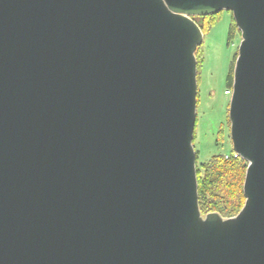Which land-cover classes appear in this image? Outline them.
I'll return each instance as SVG.
<instances>
[{
  "label": "water",
  "instance_id": "95a60500",
  "mask_svg": "<svg viewBox=\"0 0 264 264\" xmlns=\"http://www.w3.org/2000/svg\"><path fill=\"white\" fill-rule=\"evenodd\" d=\"M241 32L242 210L203 215L194 17ZM0 264H264V0H0Z\"/></svg>",
  "mask_w": 264,
  "mask_h": 264
},
{
  "label": "rangeland",
  "instance_id": "374dc122",
  "mask_svg": "<svg viewBox=\"0 0 264 264\" xmlns=\"http://www.w3.org/2000/svg\"><path fill=\"white\" fill-rule=\"evenodd\" d=\"M233 15L223 11L204 34L203 62L199 68L197 123L193 145L198 166L215 155L233 152L228 111L231 96L226 94L227 78L236 62L241 43L239 30L232 29ZM231 33L233 37H231ZM221 129L224 133H220Z\"/></svg>",
  "mask_w": 264,
  "mask_h": 264
},
{
  "label": "trees",
  "instance_id": "16d2710c",
  "mask_svg": "<svg viewBox=\"0 0 264 264\" xmlns=\"http://www.w3.org/2000/svg\"><path fill=\"white\" fill-rule=\"evenodd\" d=\"M219 14L205 17H194L193 19L205 34L215 24ZM232 29H238L234 18L232 21ZM239 33L241 35L240 30ZM231 37H233L232 33ZM196 57L198 62L199 81V68L203 62L201 47L198 48ZM237 57L238 53L236 54V59ZM234 67L235 65L232 67L227 78V88L229 89H232L233 86ZM228 121L230 124L229 111ZM220 133H224V130L221 129ZM233 154L234 152L229 156L224 154L215 155L201 166L197 165L199 205L203 215L216 212L221 214L224 218H231L236 216L245 205L246 198L244 195V182L248 164L241 157L235 158Z\"/></svg>",
  "mask_w": 264,
  "mask_h": 264
},
{
  "label": "built area",
  "instance_id": "2783aa9c",
  "mask_svg": "<svg viewBox=\"0 0 264 264\" xmlns=\"http://www.w3.org/2000/svg\"><path fill=\"white\" fill-rule=\"evenodd\" d=\"M226 94H227L228 96H231V95H232V90H227V91H226ZM233 155H234L235 158L239 157L236 153H234Z\"/></svg>",
  "mask_w": 264,
  "mask_h": 264
}]
</instances>
